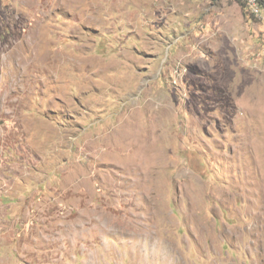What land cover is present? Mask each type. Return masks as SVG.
I'll use <instances>...</instances> for the list:
<instances>
[{"label": "rangeland", "instance_id": "374dc122", "mask_svg": "<svg viewBox=\"0 0 264 264\" xmlns=\"http://www.w3.org/2000/svg\"><path fill=\"white\" fill-rule=\"evenodd\" d=\"M0 264H264V7L0 0Z\"/></svg>", "mask_w": 264, "mask_h": 264}, {"label": "built area", "instance_id": "2783aa9c", "mask_svg": "<svg viewBox=\"0 0 264 264\" xmlns=\"http://www.w3.org/2000/svg\"><path fill=\"white\" fill-rule=\"evenodd\" d=\"M246 7L254 16H260L264 0H244Z\"/></svg>", "mask_w": 264, "mask_h": 264}, {"label": "trees", "instance_id": "16d2710c", "mask_svg": "<svg viewBox=\"0 0 264 264\" xmlns=\"http://www.w3.org/2000/svg\"><path fill=\"white\" fill-rule=\"evenodd\" d=\"M262 7H264V5Z\"/></svg>", "mask_w": 264, "mask_h": 264}]
</instances>
